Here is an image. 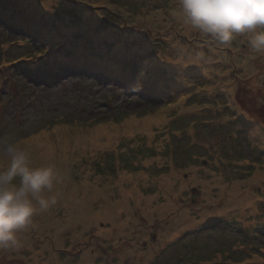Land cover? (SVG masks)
I'll return each mask as SVG.
<instances>
[{
    "label": "rangeland",
    "instance_id": "rangeland-1",
    "mask_svg": "<svg viewBox=\"0 0 264 264\" xmlns=\"http://www.w3.org/2000/svg\"><path fill=\"white\" fill-rule=\"evenodd\" d=\"M0 12L20 17L0 18V137L59 177L0 264H264V56L247 35L219 45L179 0H0ZM47 44L93 57L48 67Z\"/></svg>",
    "mask_w": 264,
    "mask_h": 264
},
{
    "label": "clouds",
    "instance_id": "clouds-1",
    "mask_svg": "<svg viewBox=\"0 0 264 264\" xmlns=\"http://www.w3.org/2000/svg\"><path fill=\"white\" fill-rule=\"evenodd\" d=\"M183 22L222 46L237 35H247L253 53L264 56V0H179ZM25 141L0 137V247L18 246L17 230L24 228L37 211L50 205L45 191L59 182L55 168L32 166ZM19 177V185L14 181ZM39 205V209L37 208Z\"/></svg>",
    "mask_w": 264,
    "mask_h": 264
},
{
    "label": "trees",
    "instance_id": "trees-1",
    "mask_svg": "<svg viewBox=\"0 0 264 264\" xmlns=\"http://www.w3.org/2000/svg\"><path fill=\"white\" fill-rule=\"evenodd\" d=\"M86 4H90V3H86ZM85 6V5H84ZM98 7V6H97ZM2 16H5V17H9L10 19H12V20H19L20 19V17H19V15H17V16H15V14H13V13H2V12H0V18L2 17ZM25 19H27L28 21H29V18L28 17H26L25 16ZM29 28H31V27H29ZM49 38V37H48ZM42 40H45V37H42L41 38ZM49 39H51V38H49ZM49 50L50 49H46V52L48 51L49 52ZM51 50H53V49H51ZM74 54V53H73ZM73 54H72V56H73ZM84 56H86V55H84ZM88 60H92L91 58H88ZM73 61H74V59H73V57L71 58V59H69V60H65V59H61L60 60V63L61 64H67L68 63V65L70 64V62H72L70 65L71 66H75V64L73 63ZM116 63L115 64H113V66L111 67V66H109L111 69H112V71L113 70H115V69H117V67H116ZM119 66V65H118ZM120 67V66H119ZM120 71L121 72H128V71H125V70H123L121 67H120ZM117 75H120V73H116ZM130 75L131 74H133L132 72L131 73H129ZM133 76V75H132Z\"/></svg>",
    "mask_w": 264,
    "mask_h": 264
},
{
    "label": "bare ground",
    "instance_id": "bare-ground-1",
    "mask_svg": "<svg viewBox=\"0 0 264 264\" xmlns=\"http://www.w3.org/2000/svg\"><path fill=\"white\" fill-rule=\"evenodd\" d=\"M99 59L101 60V56L99 57ZM113 64H115L114 62H110V61H98V63H96L95 65H94V67H96V68H103V66H113ZM103 65V66H102ZM248 64H246V66H247ZM159 120V118H152L150 121H148L147 123H146V121L143 123V126H145L146 124L147 125H150L151 124V122L152 123H156L157 121ZM142 126V127H143ZM253 126V125H252ZM254 127V126H253ZM255 128V127H254ZM86 186L87 185H85L84 187H83V189L85 190L86 189ZM124 194H127V193H124ZM103 195H107V194H105L104 192H103ZM74 198H76V196H71V200L72 199H74ZM79 198V200H81L80 199V197H78ZM125 201H123L124 203H128L130 200H128L129 198L128 197H125ZM244 200H245V197L243 198ZM65 202V201H64ZM68 203V202H67ZM68 205H70V204H68ZM64 206H65V204H64ZM219 211H217L216 213H218ZM86 260V259H85Z\"/></svg>",
    "mask_w": 264,
    "mask_h": 264
},
{
    "label": "flooded vegetation",
    "instance_id": "flooded-vegetation-1",
    "mask_svg": "<svg viewBox=\"0 0 264 264\" xmlns=\"http://www.w3.org/2000/svg\"><path fill=\"white\" fill-rule=\"evenodd\" d=\"M99 246H101V248H100V251H101V255H105L106 257H109L110 255H111V253H113V252H116V250L114 249V248H109V247H105V246H103V243L102 242H100L99 244H98ZM109 253V254H108ZM118 253V252H117ZM122 260V259H121ZM120 260V261H121ZM119 261V262H120Z\"/></svg>",
    "mask_w": 264,
    "mask_h": 264
}]
</instances>
